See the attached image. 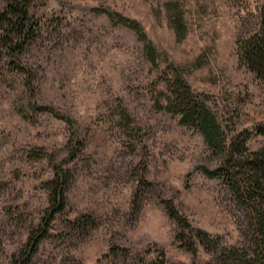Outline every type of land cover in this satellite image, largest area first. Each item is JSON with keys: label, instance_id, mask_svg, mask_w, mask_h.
I'll use <instances>...</instances> for the list:
<instances>
[{"label": "rangeland", "instance_id": "1", "mask_svg": "<svg viewBox=\"0 0 264 264\" xmlns=\"http://www.w3.org/2000/svg\"><path fill=\"white\" fill-rule=\"evenodd\" d=\"M7 1L22 0H0V12ZM263 9L264 0H32L36 34L20 59L33 69V98L0 54V264H17L43 219L54 163L71 174L67 204L27 264H154L160 250L166 264H190L163 199L192 225L241 243V210L202 171L218 157L156 101L177 76L208 97L228 137L264 120V81L236 53ZM209 258L199 248L197 260Z\"/></svg>", "mask_w": 264, "mask_h": 264}, {"label": "trees", "instance_id": "2", "mask_svg": "<svg viewBox=\"0 0 264 264\" xmlns=\"http://www.w3.org/2000/svg\"><path fill=\"white\" fill-rule=\"evenodd\" d=\"M31 4L32 0L6 2L0 12V50H3L0 54H3L11 68L24 75V86L29 97L33 98V69L20 59V54L36 34L37 24L31 12ZM119 18L138 30L136 23H129L124 17ZM180 29L176 27L178 36ZM140 36L143 37L142 33ZM236 45L238 63L264 81V9L259 29L249 37L238 40ZM146 49L149 51L148 58L154 62L150 42L146 44ZM165 90L161 91L162 101H156L158 108L179 114L182 123L193 125L202 134L210 151L218 157V163L214 167L202 166V171L210 178L221 179L233 202L241 210L242 242L226 244L222 236L192 225L172 200L163 199L161 202L167 215L177 226L176 241L191 254L190 264H264V144L255 150H250L247 146V141L252 136L264 139V120L256 123L252 130L244 129L228 137L218 113L208 104L207 96L194 93L186 81L177 76L166 82ZM29 104L35 110L51 112L74 127L73 121L56 109L47 105H36L32 100H29ZM73 134L77 140V129ZM75 142L80 145L79 140ZM70 178L68 169L62 168L59 163L53 164V177L48 182L49 205L36 230L28 236L17 264H27L30 261L47 236L51 220L66 207V190ZM89 221H92L90 216L83 217V224ZM199 248L210 254L208 260H197ZM154 264H166L162 250Z\"/></svg>", "mask_w": 264, "mask_h": 264}]
</instances>
